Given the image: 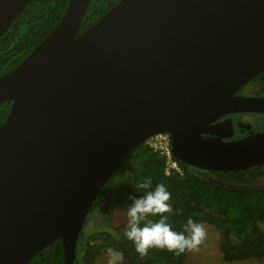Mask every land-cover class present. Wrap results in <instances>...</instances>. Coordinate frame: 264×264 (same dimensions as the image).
<instances>
[{
  "label": "water",
  "instance_id": "water-1",
  "mask_svg": "<svg viewBox=\"0 0 264 264\" xmlns=\"http://www.w3.org/2000/svg\"><path fill=\"white\" fill-rule=\"evenodd\" d=\"M33 0H0V39ZM92 0L0 77V264H28L57 240L74 264L90 210L123 162L168 133L205 172L264 166V132L236 137L232 114H264L236 93L264 72V0H121L80 33Z\"/></svg>",
  "mask_w": 264,
  "mask_h": 264
},
{
  "label": "trees",
  "instance_id": "trees-1",
  "mask_svg": "<svg viewBox=\"0 0 264 264\" xmlns=\"http://www.w3.org/2000/svg\"><path fill=\"white\" fill-rule=\"evenodd\" d=\"M121 0H92L82 23L83 33ZM70 0H33L14 21L0 39V77L23 62L34 48L45 39L63 18ZM264 81V72L256 76ZM11 103L0 106V127L5 123ZM177 160V159H176ZM183 174L166 173V159L153 151L146 143L140 145L123 162L112 178L103 187L90 214L95 213L102 200L114 188L126 195V203L139 183L151 181L147 190H154L162 183L171 193L169 201L172 211L165 213L167 223L177 232L185 230L187 220L193 219L216 227L222 240V259L225 263L248 259H264V187L252 188L248 184L264 179V166L248 171L205 172L194 169L177 160ZM206 174L213 175L215 179ZM159 216H147L141 225L159 220ZM87 221V220H86ZM185 235H188L185 232ZM84 229L78 245L84 247ZM103 239L97 246L91 242L84 248V264H93L103 250L113 249L123 254L130 264H185L189 249L183 252L167 248L152 247L148 254L140 256L132 242L118 239L107 232L95 234L92 240ZM89 241V240H88ZM108 252V251H107ZM28 264H64L62 241L57 240L44 249Z\"/></svg>",
  "mask_w": 264,
  "mask_h": 264
},
{
  "label": "rangeland",
  "instance_id": "rangeland-1",
  "mask_svg": "<svg viewBox=\"0 0 264 264\" xmlns=\"http://www.w3.org/2000/svg\"><path fill=\"white\" fill-rule=\"evenodd\" d=\"M234 120L238 124V131L243 136L256 135L264 132V115L243 114L237 116ZM206 175L212 179L216 178L210 174ZM247 186L252 188L264 187V179L252 182ZM126 199L123 190L119 191L118 187H114L108 193L107 197L102 200L101 207L95 213L88 216L83 228L85 239L89 240L92 245L100 246L105 241L103 239L92 240L95 234L107 232L116 238L118 234V239L121 240L126 238L124 235L128 222ZM201 224L205 228L206 236L198 246L189 249L185 264H264V259H248L240 262L225 263L222 259V240L219 230L209 224ZM261 228L264 231V224H261ZM113 252L119 255L116 264H130L123 254L114 250ZM109 260L108 252L103 250L93 264H109Z\"/></svg>",
  "mask_w": 264,
  "mask_h": 264
},
{
  "label": "clouds",
  "instance_id": "clouds-1",
  "mask_svg": "<svg viewBox=\"0 0 264 264\" xmlns=\"http://www.w3.org/2000/svg\"><path fill=\"white\" fill-rule=\"evenodd\" d=\"M151 186V181L139 183L135 186V191L146 190L143 194H133L129 197L130 204L126 206L128 222L124 235L126 239L132 242L135 250L140 256L148 254L149 248L159 247L168 250H178L183 252L186 249H193L198 246L205 238L206 232L204 226L189 218L184 231L177 232L167 223L165 213L172 211L169 201L171 193L164 184H156L154 190H147ZM147 216H159L155 222L141 225ZM185 232L188 235H185ZM117 238L118 234H117ZM110 257L109 264H116L119 255L112 249H108Z\"/></svg>",
  "mask_w": 264,
  "mask_h": 264
},
{
  "label": "built area",
  "instance_id": "built-area-1",
  "mask_svg": "<svg viewBox=\"0 0 264 264\" xmlns=\"http://www.w3.org/2000/svg\"><path fill=\"white\" fill-rule=\"evenodd\" d=\"M153 151L160 153L166 159V173L183 174V170L178 164L172 152V139L168 133H160L151 136L145 142Z\"/></svg>",
  "mask_w": 264,
  "mask_h": 264
},
{
  "label": "flooded vegetation",
  "instance_id": "flooded-vegetation-1",
  "mask_svg": "<svg viewBox=\"0 0 264 264\" xmlns=\"http://www.w3.org/2000/svg\"><path fill=\"white\" fill-rule=\"evenodd\" d=\"M236 94L237 95H243L245 97L264 98V81H261L255 77L247 85H245L240 90H238V92ZM246 114L251 115V113H246ZM255 114H257V113H255ZM239 115H243V113L232 114L229 117L235 122L234 118H236ZM258 115H264V114H258ZM236 128H237V134L234 138H232V140L236 139V137H242L243 136V134H241L238 131V124H236ZM83 241H84V247L77 245L76 258H75L74 264H84V257H85L84 248L87 247V245L89 244V241L85 238ZM78 243H79V241H78Z\"/></svg>",
  "mask_w": 264,
  "mask_h": 264
}]
</instances>
